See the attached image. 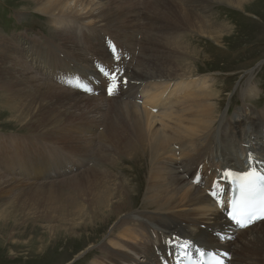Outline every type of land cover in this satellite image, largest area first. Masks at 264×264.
<instances>
[{"label":"bare ground","instance_id":"obj_1","mask_svg":"<svg viewBox=\"0 0 264 264\" xmlns=\"http://www.w3.org/2000/svg\"><path fill=\"white\" fill-rule=\"evenodd\" d=\"M24 1H31L51 8L49 11L40 10L48 17L66 16L74 22L83 20V22L92 24L90 28L83 25L84 29L81 30V33L84 43L72 42V36L76 31L72 25H64L63 29L54 30L55 32L51 34L50 38L52 42L57 43L58 51H61L62 55L58 54V56L51 58L44 52L39 54L33 52L31 53L33 61L41 62L44 60L43 63L46 61L47 65L55 66L57 69L61 65L67 66L69 73L66 74V80L69 84L75 83L78 89V82L82 81L86 83L85 88L89 93L101 92L100 89L103 88L102 84L106 81L105 74L108 71H112V74L120 73V88L112 99L118 96L124 98L116 104L110 102L111 104L106 106L105 120L99 121L104 123V135L100 136V140H102L100 146L96 148V145H90L84 150V146L88 145V142L78 147V138L72 141L76 137L65 134L60 136L63 139L61 144L58 143L68 147L71 154L72 151L78 154L77 149L81 152L82 158L77 157L78 160L76 163L74 162L75 170L84 166L85 161L80 159H87L90 163L93 160L97 161L92 169L85 172V174H89L86 176L90 182H87L83 192L82 189H76L81 190L89 204L86 209L85 205L77 203L79 207H76L74 213L77 219H75L77 221L75 228L84 230L95 228L99 231L102 230V234L108 230H113L111 234L113 239L110 241L113 246L102 247L101 256L99 258L94 257L91 264H124L126 262L131 264L129 262L134 258L129 254V251L142 255L143 262L141 264H157L156 252L158 250L162 252L163 258H159L162 264H177L179 254L182 253L179 245H177L179 239L183 244L190 241L192 246H200L205 248V251L210 249L225 250L222 252L235 250L231 256L230 264H235L239 257H241L239 264H263V260L257 259L255 261L249 256L261 254L262 257L264 255V233L260 235L259 232H254V228L259 225H262L264 230V221L240 232L235 242L220 243L218 236H224L222 231L227 225H230V229L226 233H229L232 227L231 223L226 221V213L223 211L224 208L228 209V201L231 195V185L227 179L228 171L258 170L264 173V159L261 160L260 157L256 156L257 154L254 155L256 151H262L264 148V135L257 132L264 124V114H261L260 122L256 120L253 122L246 121L255 132L259 133L255 137L258 138V141L251 143L253 151L250 150V152L252 151L254 154L249 152V157L248 154L240 157L239 150L243 148L240 147V140L245 136V131L241 128V121L234 122L235 124L231 126V137L226 139V144H217L216 148L210 150V131L215 125L216 113L218 112L216 104H212L219 97L217 91L214 90L216 87L212 88L208 82L201 81V78L200 80H193L192 78L197 77L201 72L190 70L185 65L186 63L182 62L184 61L182 59L178 60L171 55L167 58L168 60H156L157 48L155 45L157 44L149 45L155 38L161 40L158 31L159 26H161L160 23L164 19L176 20L197 34L208 37L218 44H221L219 42L223 38V32L225 34L230 33L229 36H231L233 30L223 28L222 32L221 27H217L214 23L198 16V11L201 10L196 8L192 1L182 0L187 3L184 5L185 8H182L176 0H135L132 2H130L131 0H108V3H106L107 0ZM212 1L249 12L248 9L255 7L263 0L255 5L253 3L257 0ZM140 7L149 8L150 13L153 14L151 20H153L152 28L154 29L149 33H147V27L143 32L139 30L141 35L139 41L138 36L134 33L136 28H140L139 16H133L130 21L126 20L124 16L126 11L135 14ZM60 22L63 24L65 21L60 19ZM147 24L149 27V22ZM107 34L111 35L112 40H106ZM119 36H122L123 39H120ZM167 39L171 42V36H167ZM6 43L8 44V42ZM69 43H72V46L66 50L64 45H70ZM138 47H140L139 55L135 53ZM115 49L119 54L117 58H114ZM12 54L14 55L13 49ZM126 57L132 61L127 62ZM135 61L143 66L140 68L141 70H137L136 66L131 68ZM124 64H126V68H124ZM70 67L74 70L71 71ZM123 69L126 75L123 74L122 76ZM123 77L128 78V85L125 89V81L122 83ZM35 78L34 75H28L23 69L12 66L5 59L0 58V82L2 85H4L2 82L17 84L28 91H36L43 86L46 88L41 90L40 94L44 97L51 98L52 95L56 94L51 92L54 90L52 85H41ZM95 80L98 81L96 87L94 86ZM128 87L130 89L126 91ZM59 94L62 95H57L56 101L61 105L60 107L56 108L52 102H49L47 105L43 104L41 108L44 111L45 123H52V129L63 130L64 127L70 129L69 125L72 122L85 121L92 112L103 110L102 104H97L99 102L94 101L91 97L81 100L85 105L83 109H79L72 104V101L80 103V100H76L78 93H76L78 94L76 97L74 94L68 93L67 90H59ZM138 94L142 95V98L139 97L143 99L142 107L136 104L139 98L136 99L135 97L134 100V96ZM125 99L130 101L125 102ZM28 107L34 108L35 106L31 104ZM138 108L143 111L140 113ZM70 110H79L82 113L80 117H74L66 123L62 119V115H68L67 112ZM45 139L48 138L45 136ZM34 146L36 147V145ZM34 146L25 143L19 145L20 149H13L5 162L0 160L3 170L12 168L16 171L15 169H22L28 174V177L40 175V170L46 168L43 166L46 160L44 158H38L37 161L32 159L42 156L41 151L47 152V146L43 148L40 145L37 149ZM177 151L180 152V154L178 153L179 157H177ZM38 152L39 154L36 156L35 154ZM145 161H147V167L148 162H150V167L148 168L149 176L143 203H145L146 209L155 210V213L152 211L150 215L138 216L135 220V217H131L134 205L131 201V194L137 192L136 196H139L138 190L142 184L136 188L133 181L137 179H129L131 176L124 174L115 173L113 175V172L121 169L119 165L122 162H127L129 165H135V168L131 169V172L134 173L136 166ZM67 164L68 162H63L57 166L56 171L59 176L64 175L62 170L66 169ZM107 164L110 172L108 170L96 171V167L107 166ZM80 179H75L77 183H80L79 188H81ZM28 180H7L0 174V196L20 190L25 186L32 187L29 185L30 183L27 184ZM73 185L71 186L73 187ZM33 186H38V184ZM142 187L145 189V186ZM214 197L215 199H213ZM221 198L224 200L222 201ZM1 199L5 203L3 197H0V201ZM115 232L117 234L113 236ZM214 232H218V234L214 236ZM247 232L250 233V237L245 235ZM254 245L255 249H253ZM95 246V244H90L87 251H91ZM229 247L231 249H228ZM78 255L79 257H77ZM78 255H75V259L84 254ZM75 259L68 264H74Z\"/></svg>","mask_w":264,"mask_h":264},{"label":"rangeland","instance_id":"obj_2","mask_svg":"<svg viewBox=\"0 0 264 264\" xmlns=\"http://www.w3.org/2000/svg\"><path fill=\"white\" fill-rule=\"evenodd\" d=\"M132 1L135 0H131L130 2ZM184 1H192L196 8L201 10L198 11V16L214 23L217 27H221L220 30H222V32L223 28H230V30H233V34L229 36L230 33L225 34L223 32V38L219 42L221 44H218L208 37H204L199 33L197 34V32L187 28L176 20L164 19V21L160 23L161 26H159L158 31L161 40L155 38L149 45L157 44L155 45L157 48V54L155 55L156 60L167 59L171 57V55L178 60L182 59L184 60L182 62H185V65H187L190 70L201 72L197 77H193V80H200L201 78V81L204 80L208 82L212 88H214V86L216 87L214 90L217 91L219 97L218 100L212 104H216L218 112L216 113L215 125L210 131L209 149L213 150L216 148L217 144H226V139L231 137V126L241 121V128L245 131V136L240 140V147L244 148H240L239 150L240 157L242 158L246 154H248L249 157L250 153L254 154V152H252L253 146L251 143L258 141V138L255 137L259 135V133L264 135V124L257 131L259 133H257L249 123H246V121L253 122L254 120L260 122L259 118L261 114H264V0H257L253 3L255 5L260 1L255 7L253 6L251 9H248L249 12L231 8L212 0ZM184 1L176 0L177 3H180L179 5L182 8H185L184 5L187 4ZM108 2L107 0L106 3ZM40 10L49 11L51 8L35 4L31 1L0 0V58L5 59L6 62L12 66L23 69L28 75H34L36 77L35 79L40 82L41 85H52L54 90L52 89L53 91L51 92L54 94L56 93L52 95L51 98H46L40 94V91L45 90L46 87L42 86L36 91H28L19 87L17 84L2 82L4 84L2 85L0 82V160L5 162L8 159V154L15 148L20 149L19 145L21 144L36 145V147L34 146L35 149L40 145H42L43 148L47 146V152L41 151L42 156H37L39 154L38 152L35 154L37 157L34 155L33 158H35L32 159L37 161L38 158H44L46 160L43 164L46 168L40 170V175L28 177V174L23 172L22 169H15L16 171H14L11 168L7 170L4 166L5 170H3L0 164V174L4 176L5 179H14L16 181L29 179L27 184L30 183L29 185L32 186H25L26 188L24 187L20 190L0 196L5 200V203L2 202V199L0 201V264H68L76 258V254L84 255L75 259L76 261H74V264H91L94 257L99 258V256H101L100 250L102 247L113 246L110 242L113 239L111 237L113 230H108L102 234V230L99 231L95 228L89 230L75 228L77 222L74 216L76 207L82 204L85 205L87 209L89 204L86 200L87 198L82 194L87 182H90L88 181L90 179L86 176L89 174H85V172L92 169L97 161L93 160L90 163L87 159H80L86 163L84 162V166L81 169L75 170L76 166L74 162L76 163L82 154L78 149L76 150L78 154L73 151L71 154L68 147L60 145L61 141H63L60 136L64 134L66 136L74 135L76 138H73L72 141L78 138V147L88 142L89 144L84 146V150L90 145H96L97 148L102 142L100 136L104 135V123L99 121L105 120L104 115L106 106L111 103L116 104L123 100L124 97L122 96V98H119L120 96H118L115 98L118 101H113L115 100L112 99L113 95L106 94V87L108 86L107 80L102 84L103 88L100 89V93L80 91L77 89L75 83L72 84L71 82L69 84L66 80V74L69 73L67 66L61 65L60 68L57 69L55 66L50 67L47 65L48 63L46 61L43 63L44 60L41 62L32 60L31 53L33 52L38 54L44 52L46 55H50L51 58L53 56H58V54L62 55L61 51H58L57 43L52 42L50 38L51 34L57 29H63L64 25L74 26L76 31L72 36V42L79 41V43H84L81 32L84 27L90 28L92 25L83 22V20H81V22H74L66 16L48 17ZM135 15L139 16L140 28H136L134 33H136L140 41V31L143 32L145 27H147V33L154 29L152 28L153 20H151L153 19V14L150 13L149 8L140 7L135 14L126 11L124 18L130 21ZM60 19H64L65 22L62 24ZM147 22H149V27ZM83 25L89 27H83ZM125 30L124 32H126ZM86 31L88 30L86 29ZM167 36H171V42L168 41ZM119 37L123 39L122 36ZM110 38L111 35H108L106 40H112V38ZM6 42H8V44ZM69 44L70 45H64L66 50H69L72 46V43ZM12 49L14 55L12 54ZM135 53L138 55L140 54V47L136 49ZM126 61L130 63L132 60L130 61V58L126 57ZM94 62H96V60H94ZM136 62L137 61L134 63ZM134 63L131 68L135 66L137 70L143 68L141 64ZM125 65L126 64H124V68H126ZM70 69L71 71L74 70L72 67H70ZM123 71L124 72L121 71L122 76L123 74L126 75L124 69ZM110 75H112V73H110ZM106 78H108V73L106 74ZM109 78L112 79L110 76ZM57 80L59 81L57 82ZM64 81L66 82L63 83ZM124 81L125 89L128 85V78L123 77L122 83H124ZM94 85L96 87V84ZM129 89L128 87L126 91H129ZM59 90H67L68 93H72L74 96L79 94L78 97L76 96V100H80V103L72 101V104L76 105L79 109H83L85 105L81 100L91 97L94 101L99 102L97 104H102L103 110L92 112V114L88 113V119L85 121L78 120L80 118L76 119L78 121L72 122V124L69 125L70 129H67V127H64L63 130L58 128L52 129V123H45L44 111L41 108L43 104L47 105L49 102H52L56 108L60 107L61 105L56 101V96L62 95L59 94ZM135 97L136 99L139 97L142 98V95L138 94L134 96V100ZM129 101V99H125V102ZM137 101L136 104L142 107L143 99L139 98ZM31 104L36 108H29L28 106ZM122 105L126 106L125 104ZM69 107L72 106L69 105ZM138 111L141 113L143 110L138 108ZM67 113L69 114L62 115V119H64L66 123L71 121L74 117H80L82 112L79 110H70ZM77 122L78 124H76ZM45 136L48 139H45ZM254 146L258 147L257 145ZM250 150L252 151L250 152ZM178 153L180 154L179 151H177V154ZM112 154L114 155L115 153ZM179 154L177 157H179ZM254 155L263 160L264 148L262 151H256ZM63 162H68V164L66 169L62 170L64 175L59 176L56 169L57 166H60ZM145 162H141L138 165L139 168L136 166V171L134 173L131 172V169L133 170L135 165H129L127 162H122V164L119 165L121 169H117L113 172V175L118 173L131 176L129 179H137L133 181L135 187L142 184L140 187L141 189L139 188L138 190L140 193L139 196H136L137 192L131 194V201L134 203L132 210L133 215H131V217H135V220H137L138 216L150 215L152 211L155 213V210L146 209L144 206L145 203H143L145 200L144 193L146 194L147 189L146 183L149 176L148 168L150 167V162H148V167L147 161ZM97 170L109 171L110 169L107 164V166L96 167V171ZM32 171L35 172L38 170ZM78 174L79 176H76ZM77 178H81V188H79L80 183L75 181ZM76 183L77 185L75 186ZM191 183L193 184L192 181ZM34 184H38V186H33ZM71 185H73V187ZM142 186H145V189H143ZM76 189H82V192ZM74 190L75 192H73ZM77 203L79 204L77 205ZM254 232H259V234L262 235L264 233L263 226H257L254 228ZM115 234H117V232H115L113 236H115ZM245 235L250 237L249 232ZM90 244L96 245L91 251L89 250L91 253L87 251ZM253 249H255V245ZM129 254L134 258V260L129 263L141 264L143 262L141 254L138 255L136 252L132 251H129ZM156 255L157 264H162L159 260V258H163L162 252L158 250ZM263 256L264 255L261 257V254H253L249 257L255 261L261 259L264 264ZM77 257H79V255ZM238 261L235 264H237ZM124 264L128 263L126 262Z\"/></svg>","mask_w":264,"mask_h":264}]
</instances>
